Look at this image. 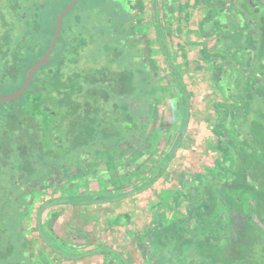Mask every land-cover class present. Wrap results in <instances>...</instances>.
Wrapping results in <instances>:
<instances>
[{
    "label": "trees",
    "instance_id": "obj_1",
    "mask_svg": "<svg viewBox=\"0 0 264 264\" xmlns=\"http://www.w3.org/2000/svg\"><path fill=\"white\" fill-rule=\"evenodd\" d=\"M211 1L214 21L218 28L225 29L217 32L218 45L226 52L221 58H210L219 60L213 83L223 100L213 104L214 130L217 145L229 153L230 159L217 162L216 168L197 177L180 181L177 189L167 193L176 204L183 201L184 209L180 211L176 206V215L166 217L160 213L152 220L139 247L146 264H264V73L253 71L257 60L264 56V9L258 0H241L236 6V0ZM113 2L122 6V0ZM244 12L248 19L242 17ZM119 13L114 9L116 16ZM151 20L158 29V17ZM110 24L112 31L113 21ZM114 36L109 34L112 39ZM133 47H108L114 60L105 53L103 64L76 69L75 54L79 51L70 46L69 37H63L60 29L50 60L42 66L45 68L35 71L18 99L0 105V174L6 177L0 179L1 264L23 260L17 224L20 204L17 196H12L15 191L10 181L13 175L20 173L38 181V177L33 178L36 166L65 163L82 152L93 153L92 157L108 160L114 166V155L120 146L146 140V130L141 133L139 129V117L145 113L147 98L139 84L146 83L151 72ZM164 60L169 78L184 102L185 119H181L175 146L151 178L130 192H121L126 185L119 182L121 193L117 195L103 190L40 205L39 216L47 210L42 221L39 217L43 241L64 259L102 255L114 256L125 264L110 248L71 243L53 235L54 224L62 214L53 206L113 203L144 191L161 176L180 144L190 115L189 95L169 58ZM235 63L241 65L240 70L233 67ZM231 84L237 85L238 93L232 91ZM175 96L173 93V102ZM134 165L129 164L121 172ZM81 198L82 202L76 201Z\"/></svg>",
    "mask_w": 264,
    "mask_h": 264
},
{
    "label": "rangeland",
    "instance_id": "obj_2",
    "mask_svg": "<svg viewBox=\"0 0 264 264\" xmlns=\"http://www.w3.org/2000/svg\"><path fill=\"white\" fill-rule=\"evenodd\" d=\"M58 1H61L59 5ZM91 1L77 0L73 9L66 14L61 22V35L69 37L70 46L79 51L77 55L75 54L77 58L76 69L95 68L103 64L106 54L111 60H114L111 55L113 52L108 51V47L119 48L120 50L125 48L121 44L134 46L133 49L138 47L136 43H133L136 39L135 28H133L134 30L130 29L134 25L133 22V25L128 28L121 24L122 27H116L111 31L110 20L114 23V13L110 11L108 6L96 10L94 6H91ZM95 1L100 3L99 1L102 0ZM239 1L241 2V0H236L233 5L236 6L235 4ZM258 2L264 9V0H258ZM48 3L51 4L48 7L49 10L55 9L56 12H60L68 5V0H48ZM145 11L149 15L148 8ZM238 11H240L239 6ZM132 17L133 19L129 21L136 20V17ZM242 17L248 19L245 12ZM117 20L119 21V19ZM140 21L142 22V19ZM1 22L0 19V31H2ZM5 22H9V20H5ZM145 22V25L149 26L148 29L153 30L149 19ZM125 31L130 36L126 35ZM41 32H43L42 29ZM112 33L115 35L114 39L109 37V34ZM103 34L106 36L102 37ZM152 36V33L149 34L150 38ZM44 38L45 35L43 34L38 37L40 42ZM59 43L58 41L56 47ZM118 43L120 44L119 47ZM224 43H226L225 40L223 42L225 46ZM48 44H50V40ZM149 46L151 48V45ZM217 51H221L219 47ZM4 54L5 52L1 53L0 56L6 59L7 56ZM223 54L226 55V52ZM251 55L250 53V59ZM8 58L13 63L11 69H13L15 62H25L20 55H10ZM148 59L151 65V68L148 66L151 74L146 83L139 84V88L143 89V94L145 93L147 98L145 113L139 117V129L141 133L146 130V140L120 146L114 155V166H111L108 160L92 157L93 153L90 155L82 152L78 157L65 163H46L41 167L36 166L33 178L38 177V181L32 178L29 180L20 173L10 178L12 188L15 191L12 196L16 195L17 203L20 204L17 224L19 245L23 257L21 262L13 264H108L109 261L121 264L114 256L96 255L76 260H67L61 257L43 241L39 217L42 221L47 210L39 216V207L45 201L71 196L78 198L100 193L103 190L110 191L112 195H117V193H121L118 190L119 182L130 183L134 187L140 186L136 184L147 182L157 171L159 163L164 160L179 138L181 119H185L184 102L181 101L174 85L169 81L168 68L162 58L151 55L148 56ZM257 61L256 69L253 70L254 73H264V56ZM178 67L185 79L189 96L193 97L194 100L189 99L188 101L191 116L187 117L186 129L180 144H178L170 163L162 171L161 176L151 182L148 188L139 195L121 198L113 203L92 204L85 207L55 204L53 208L61 209L62 214L54 224L53 235L71 243L110 248L119 255L125 264H146L141 258L139 247L146 239L152 220L160 213H165L166 217L176 215L173 213L176 206L180 211L184 209L183 201L178 205L175 200L166 196L167 193L177 189L180 181L193 176L197 177L207 170L216 168L217 162L230 159L229 153L217 145L214 130L216 115L212 104L220 101L221 95L213 89L212 79L218 69L215 71L216 69L214 70L210 66L206 68V66L201 65L193 67L192 64L189 66L183 64ZM233 67L240 70L241 65L235 63ZM8 70L10 71L9 67L6 71ZM238 85L242 86V84ZM18 86V82L12 86L11 84L9 86L1 85L0 96L10 95ZM231 86L232 91L238 93L237 85L231 84ZM173 93L177 95V99L172 107ZM141 133H139L140 138L142 137ZM133 162L135 165L132 169L121 172L123 168ZM10 165H12L11 162L8 167ZM113 172H116L117 175L115 178H110ZM0 179L6 180V177L1 175ZM76 201L82 202L83 199ZM46 237L51 241L53 240L50 234H46Z\"/></svg>",
    "mask_w": 264,
    "mask_h": 264
},
{
    "label": "crops",
    "instance_id": "obj_3",
    "mask_svg": "<svg viewBox=\"0 0 264 264\" xmlns=\"http://www.w3.org/2000/svg\"><path fill=\"white\" fill-rule=\"evenodd\" d=\"M70 1L71 0H68V4L70 3ZM113 1L114 0H102L99 1L100 3H98L95 0H92L91 6H94L96 10L98 8L101 9L102 7L107 8L106 6H108L110 7V11L112 13H114V9L120 10V13L117 16L114 14V23L112 25L113 30L116 27H122V25L128 28L134 23V25L131 26L130 29L134 30L133 28H135L136 31L135 33L136 39L135 42L133 43H136V45H138V47H136L137 50L139 51V55H137V57L143 59L141 60V62L144 63L147 67L150 66V68L151 65L148 56L156 55L157 57H161L164 64H166L164 60L165 57H168L173 68L178 73L179 78L181 79V82L184 85V88L188 95L189 93L185 85V79L182 76L181 71L178 70L179 68L178 66L183 64L185 66H189L192 64L193 67H196V65H201L203 67L206 66V68H208L207 66H210L214 70L216 69L215 71H217L215 64H217L219 60L213 61L210 58L211 57L221 58L224 56V54L222 55V53H225L224 47L218 45L219 34L217 32L222 33L225 29L218 28L216 22L214 21L215 14L212 9V5L214 3L213 1L156 0V17H158V23H159L158 29L154 27V24L152 23L151 20L153 18V11H152L153 0H122V6L120 7H118V5ZM116 7H118V9ZM146 8H148L149 15H147L145 11ZM215 10L221 11L220 8L219 9L216 8ZM132 16L136 17V20L129 21L130 19H133ZM117 19H119V21ZM141 19L142 22L140 21ZM147 19H149L150 26L152 27L153 30L148 29L149 26L145 25L146 23L145 21ZM151 33L153 34V36L150 38L149 34ZM125 34L130 36V34L127 31H125ZM159 35L161 39H159ZM208 40L210 41L207 43ZM121 45L128 47V45L125 44H121ZM149 45H151V48H149L150 47ZM218 47L221 51H217ZM150 51L152 52L150 53ZM169 81L171 82L170 78ZM213 89L216 90L215 87ZM176 99L177 96H175V102ZM189 99L194 100V98L190 96ZM222 101L223 100L221 97L220 101L218 102H222ZM175 102L172 101V107L174 105L173 103ZM115 177L116 176H112L111 173L110 178H115ZM119 184L120 183H118V185ZM141 184H136V185H141ZM124 185H126V188H124L121 191L124 193L130 192L134 187V185L132 184L127 186L128 184L125 183ZM140 193L133 194L132 196L139 195Z\"/></svg>",
    "mask_w": 264,
    "mask_h": 264
},
{
    "label": "flooded vegetation",
    "instance_id": "obj_4",
    "mask_svg": "<svg viewBox=\"0 0 264 264\" xmlns=\"http://www.w3.org/2000/svg\"><path fill=\"white\" fill-rule=\"evenodd\" d=\"M60 3L61 1H58V5ZM49 5L51 4L48 3V0H0V9H2L0 11V19L2 20L0 54L5 52L4 55L7 56L6 59L0 56V86H9L10 84L12 86L18 82L19 86L16 89L18 90L24 84L31 67L47 53L49 38L51 37L50 39L52 40L55 34L57 18L60 13L59 11V13L56 12L55 9L49 10ZM5 20H9V22L6 23ZM41 29L44 33L41 32ZM38 34L45 35V38L41 39V42L38 39L40 37ZM52 51L47 57L48 61L50 60ZM10 55H20L26 63L17 61L13 69H11L13 63L9 61L8 57ZM32 61L34 63L30 65ZM8 67L10 71H6Z\"/></svg>",
    "mask_w": 264,
    "mask_h": 264
},
{
    "label": "water",
    "instance_id": "obj_5",
    "mask_svg": "<svg viewBox=\"0 0 264 264\" xmlns=\"http://www.w3.org/2000/svg\"><path fill=\"white\" fill-rule=\"evenodd\" d=\"M76 1L77 0H71L70 3L59 13L58 18H57V23H56L55 34H54V36H53V38L49 44V48H48L47 53L44 55V57L40 61H38L36 64H34L31 67V69L27 73L24 84L18 90H16L15 92L11 93L8 96L0 97V104L4 103V102H9V101H13V100L18 99L22 95L24 90L27 88V86L30 82V79H31L32 75L35 73V71L48 61L47 57L49 56L51 50L53 49L54 43H55L57 36L59 34L61 21H62L63 17L73 8ZM152 11H153V18L156 19V0L152 1Z\"/></svg>",
    "mask_w": 264,
    "mask_h": 264
}]
</instances>
